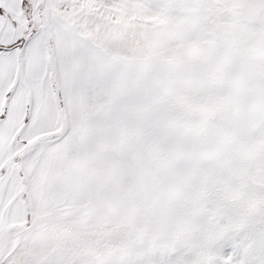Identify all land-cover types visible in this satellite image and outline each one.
<instances>
[{"label":"snow or ice","instance_id":"obj_1","mask_svg":"<svg viewBox=\"0 0 264 264\" xmlns=\"http://www.w3.org/2000/svg\"><path fill=\"white\" fill-rule=\"evenodd\" d=\"M0 264H264V0H0Z\"/></svg>","mask_w":264,"mask_h":264}]
</instances>
